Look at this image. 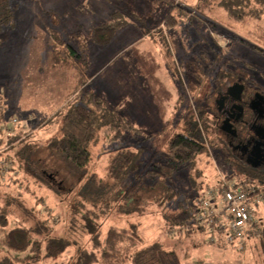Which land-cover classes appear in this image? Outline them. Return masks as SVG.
Masks as SVG:
<instances>
[{"label":"rangeland","instance_id":"1","mask_svg":"<svg viewBox=\"0 0 264 264\" xmlns=\"http://www.w3.org/2000/svg\"><path fill=\"white\" fill-rule=\"evenodd\" d=\"M181 1L182 5L175 4L174 0H11L14 24L0 30V114H5L1 115L0 123L6 122L4 118L29 114L28 123L33 127L11 141L9 139L17 134L15 129L9 138H1L0 152L14 150L16 145L23 144L21 141L25 136L40 141L43 147L47 133L54 130V134L63 116L77 102L83 103V90L100 97L105 113L124 116L141 132L137 140L124 134L117 142H110L108 136L99 132L98 143L91 149L92 161L80 181L72 175L70 167L56 164L54 175L58 179L60 175L65 176V190L73 185L68 194L55 199L53 193L35 186L31 180L27 182L28 188L18 185L24 192L23 199L29 204L42 198L38 204L40 214L49 216L56 234L69 241V246L56 257H40L34 264H70L84 247L89 252L91 248L96 250L90 244L92 236L85 228L83 215L90 219L93 215L95 221L101 223L104 216L100 214L104 212L100 210L106 212L107 205L113 210L124 203L125 189L135 180L114 182L104 176L110 187L101 201L97 184L90 181L91 184L83 188L84 199L78 196V189L92 172L102 177L108 158L124 148L138 152L142 160L137 167V172L142 175L141 185L135 197H138L137 204L146 207L139 216L129 218L139 220L148 240L158 239L166 249H174L179 254V264H260V255L253 246L255 240L250 239L241 246L221 247L204 235L205 239L200 241L201 236L197 233L183 238L173 229L169 233L172 239L165 234L164 217L176 209L174 199L167 201L165 208L157 203L165 185L193 200L213 187L218 172L236 176V171L231 169L234 167L232 156L216 145L218 137L212 136L207 122L208 118L212 119L211 110L217 108L219 95L214 90L218 79L223 83L221 88L227 82L226 77L218 76V71L237 74L247 87L264 94V41L258 38L264 28L263 22L252 18L231 19L214 2L211 4L212 0L206 1L208 5L201 0ZM167 12L179 22L171 28L164 22ZM114 13L125 15L122 17L124 25L107 44L90 46L86 55L89 66L84 74V87L77 83V69L66 72L52 68L51 47L57 44L54 37L63 39L70 33L86 36L93 27L114 19ZM257 24L262 26L261 29ZM48 119H52L51 124L55 126L44 133L45 128L39 126ZM191 126L206 142V151L195 162L178 166L167 176L164 169H156L160 175L151 178L149 170L154 164L156 168L160 167L168 140L174 134L187 133ZM210 137L213 146L208 143ZM221 138L226 143L222 134ZM45 154L44 149L39 157ZM47 162L49 167L52 163L50 159ZM10 163L13 165L11 160ZM74 174L77 176V172ZM16 176L18 174L0 177V216L4 215L2 207L7 197L14 200L11 185ZM3 191L11 193L6 195ZM121 196L122 199L116 200ZM94 202H97L95 206ZM130 203L128 201L125 208ZM44 204L49 205V211ZM14 212L16 214V207ZM261 214L264 216V205ZM125 217L122 215L113 222L122 223L127 219ZM6 221V228L16 226L14 217L8 216ZM4 231L0 225V258L8 255L22 262L35 257L38 246L40 255L43 254L45 242L35 239L32 248L25 251L6 249L2 244Z\"/></svg>","mask_w":264,"mask_h":264},{"label":"trees","instance_id":"2","mask_svg":"<svg viewBox=\"0 0 264 264\" xmlns=\"http://www.w3.org/2000/svg\"><path fill=\"white\" fill-rule=\"evenodd\" d=\"M202 1L206 2L207 0H201V2ZM213 2L217 7L222 8L231 19L242 20L252 18L258 22H263L264 25V0H212L211 4ZM165 3L169 4L166 1ZM206 4L208 5L207 2ZM114 14V19L93 27L86 36L70 33L63 39L54 37L57 44L51 47L52 57L50 65L52 68L66 72L77 69V83L79 86L84 87L86 83L84 74L89 66L86 55L90 46L107 44L114 36L117 29L124 25L122 17L125 15L122 13ZM13 17L14 8L12 7L11 0H0V30L5 26H13ZM164 17L165 25L168 28L179 23L178 19L170 12H167ZM256 26H258L259 29L262 27L259 24ZM258 38L264 41V28L261 29ZM79 59H82V61H79ZM218 74L219 77H226L225 81L227 82L236 80L243 82L237 74H231L229 71L224 72L220 70ZM220 81L221 80L218 79L214 91H218L219 87L223 85ZM77 89L78 88H76V90ZM248 89L258 92L259 95L264 98V94L260 91L250 89L249 87ZM82 96L84 98L83 103L80 104L77 102L73 108L63 116L57 131L54 134L50 133L51 135L47 134L48 137L43 139L45 143L43 147L40 141L29 140V137L27 139L25 136L23 141H21L23 144H19V146L16 145L14 150L10 152L4 150L0 153L3 157L9 158L14 165H12L8 177H13L18 174L11 185L12 193L8 192L11 193L14 202L10 201V198L7 197L4 201L6 204L2 207L4 215L0 216L1 230H5L2 239L3 246L6 247V249L20 252L25 251L29 247L32 248L34 239L45 242L42 255L39 253L38 246L37 255L35 257H30L21 262L10 258L8 255H3L2 258H0V264H15V262H20V264H34L40 257L43 259L56 257L69 246L68 240L56 234V229L53 227L50 217H44V215L40 214L38 204L42 202V198L36 199L33 205L29 204L23 199L22 195L24 192L18 187L19 184H23V188H28L29 185L27 182L31 180L35 186L45 188L50 193H53L56 199L60 195L68 194L69 191L73 190V185H71L70 189L65 190V176L60 175L58 179L54 175L56 167L60 164L70 167L72 175L77 177V181H80L82 176L85 175L87 166L92 161L93 154L91 149L98 143L97 137L99 132H103L104 137L108 136L110 142L121 140L124 134L127 138H133L135 140L139 139L141 136L140 130L133 126L124 116L108 115L105 113L104 104L98 95L92 94L88 90H83ZM210 114L212 119L208 118L209 121L207 122L210 123L209 128L212 136L215 137L217 135L218 137V141L216 139V145L218 147L221 146L230 154L226 144L221 139L222 133L216 125V109L211 110ZM1 117L0 114V118ZM19 120H21L20 126L15 128L17 134L11 137L9 141L15 139L17 136H23V134L27 133L29 128L33 127L28 121ZM22 122L26 124H22ZM51 123L52 119H48L42 121L39 127L49 129L55 126ZM4 132L0 131V146H2L1 138L4 136L9 138L10 135ZM210 139L211 137L208 139V143L213 146ZM205 143L200 133L196 131V129L194 130L192 126L187 130V133L180 132L174 134L168 140L167 151L160 167L156 168L154 164L152 165V169L149 170L151 178L160 175L158 171H155L156 169H164L165 176H167L168 173L174 172L178 166L195 162L198 156L206 151ZM44 149L46 150L45 156L39 157L40 151ZM47 159H50L52 163L49 167L46 166V163H48ZM232 159L234 160V167H231V169L236 171L235 177L238 182L244 181L251 183L258 192L264 194V166L257 168L254 165V161H238L233 157ZM139 162L141 163L142 160L139 158L138 152L124 148L108 158L104 171L105 173L102 177H97L96 173L92 172V175H90L80 189H78V196L84 199L85 196L82 195L84 192L83 188L87 187L91 182L94 183V185L97 184L100 186L99 200L101 201L104 198L103 196L107 193L106 190L110 187L108 183H105L104 176L105 178L113 179L114 182H120L126 179L135 180L125 189L126 193L123 195V199L125 200L124 203L119 204L113 210L111 205L106 206V212L104 209L100 210V212H104L100 214L104 216L101 223H97L95 221L96 217L92 214V219L86 214L83 215L85 228L89 230L92 236L90 238V244L94 246L96 250H92L91 248L89 252L88 249L84 247L70 264H179V254L174 249H166L163 243L158 239L152 241L148 240L140 228L139 220L137 218H129L132 215L139 216L144 209L143 207H146L143 204H137L138 197H135L140 189V178H142V175L137 172ZM75 172H77V176L74 174ZM149 173L146 172V174ZM164 188L162 195L156 199L158 200L157 203H159V206L165 208L166 202L173 199L176 204V209L173 213L168 217H164L167 223V228L165 229L167 238L172 239L169 233L173 229H176L179 232L178 235L183 236V238H188L192 233H197L201 236L199 238L200 241L205 239L207 234L206 231L203 228L196 227L194 224L195 207L193 201L196 197L191 200L189 197L176 191L172 186L165 185ZM3 192L8 195L7 191ZM120 198L122 199V196L116 198V200ZM128 201L131 203L129 207L125 208ZM96 203L97 202H94L93 206H95ZM44 205H46V209L49 211V205ZM10 206L13 207L10 208ZM14 207H16L17 210L16 214L14 212ZM259 213L258 218H260V225L258 227L261 231L258 235H251L248 240H255L253 246L260 255V264H264V218H261V211ZM17 214L19 215L17 216ZM22 215L23 217H21ZM122 215L126 216L125 218L127 219L123 220L122 223L113 222L119 220ZM8 216L14 217L16 226L12 228L5 227V225H7L6 220ZM216 245L221 247L223 245L228 246L225 243L218 242H216Z\"/></svg>","mask_w":264,"mask_h":264},{"label":"built area","instance_id":"3","mask_svg":"<svg viewBox=\"0 0 264 264\" xmlns=\"http://www.w3.org/2000/svg\"><path fill=\"white\" fill-rule=\"evenodd\" d=\"M174 2L183 4L181 0ZM18 126L20 120L13 116L6 119L0 129L9 135ZM10 165V160L0 155V177L8 176ZM216 178L213 187L203 191V195L199 194L193 201L194 224L206 231L207 240L213 244L241 246L251 235H258L261 231L258 215L264 205V194L251 183L238 182L231 174L218 172Z\"/></svg>","mask_w":264,"mask_h":264},{"label":"flooded vegetation","instance_id":"4","mask_svg":"<svg viewBox=\"0 0 264 264\" xmlns=\"http://www.w3.org/2000/svg\"><path fill=\"white\" fill-rule=\"evenodd\" d=\"M221 87L215 118L227 149L238 161L264 166V98L237 80Z\"/></svg>","mask_w":264,"mask_h":264},{"label":"crops","instance_id":"5","mask_svg":"<svg viewBox=\"0 0 264 264\" xmlns=\"http://www.w3.org/2000/svg\"><path fill=\"white\" fill-rule=\"evenodd\" d=\"M19 113H22V112H19ZM1 115H5L4 113H2ZM20 115V114H19ZM20 117H21V115H20ZM19 117V119H24L25 121H30V119L29 118H31L30 117V115L29 114H26L24 117H21L20 118ZM7 119V118H6ZM4 120H5V118H4ZM51 128H54V126H52ZM50 130V128L49 129H45V131H44V133H46V132H48ZM52 132H54V130L53 131H51L50 133H52ZM48 134V133H47ZM45 137V136H44ZM264 216L261 214V218H263Z\"/></svg>","mask_w":264,"mask_h":264}]
</instances>
